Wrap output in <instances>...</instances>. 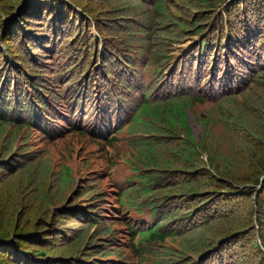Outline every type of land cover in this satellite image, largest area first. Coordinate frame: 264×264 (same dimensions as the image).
I'll use <instances>...</instances> for the list:
<instances>
[{
	"label": "trees",
	"instance_id": "16d2710c",
	"mask_svg": "<svg viewBox=\"0 0 264 264\" xmlns=\"http://www.w3.org/2000/svg\"><path fill=\"white\" fill-rule=\"evenodd\" d=\"M0 264H264V0H0Z\"/></svg>",
	"mask_w": 264,
	"mask_h": 264
},
{
	"label": "rangeland",
	"instance_id": "374dc122",
	"mask_svg": "<svg viewBox=\"0 0 264 264\" xmlns=\"http://www.w3.org/2000/svg\"><path fill=\"white\" fill-rule=\"evenodd\" d=\"M91 31L95 33L94 29H92ZM191 43L192 42L190 40H187L186 42L182 43L181 45H177L176 46V54H177V56H180L182 54V52H184L185 50L187 51L186 47L189 44H191ZM190 120H191V126H192V129H193V133H194L195 137L198 139L200 131H201V126L194 123L193 117H192L191 114H190ZM83 143L85 144V140H83ZM116 170L120 171L119 173L124 175V176H127V175H129L131 173L130 169H124L123 167H119V166H117Z\"/></svg>",
	"mask_w": 264,
	"mask_h": 264
}]
</instances>
